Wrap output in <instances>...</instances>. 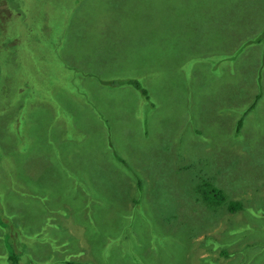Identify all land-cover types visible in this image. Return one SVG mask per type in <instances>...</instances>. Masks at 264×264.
<instances>
[{"label":"rangeland","instance_id":"obj_1","mask_svg":"<svg viewBox=\"0 0 264 264\" xmlns=\"http://www.w3.org/2000/svg\"><path fill=\"white\" fill-rule=\"evenodd\" d=\"M76 5L64 19L47 18L46 8L47 19L23 36L26 26L10 23V52L0 39V219L14 223L0 222V264H11L15 248L36 261L13 252L18 264H41L43 255V264H226L222 247L235 254L258 241L264 250L263 231L241 234L264 223L251 217L252 204L264 209V0ZM99 51L113 59L109 87L92 74L105 68ZM136 72L160 105L119 86ZM24 152V166L23 155L4 160ZM32 154L44 157L35 172L52 169L54 186L29 205V191H11L8 181L32 173ZM212 187L237 210L219 207ZM38 228L48 238H36ZM250 248L246 257L257 260Z\"/></svg>","mask_w":264,"mask_h":264},{"label":"trees","instance_id":"obj_2","mask_svg":"<svg viewBox=\"0 0 264 264\" xmlns=\"http://www.w3.org/2000/svg\"><path fill=\"white\" fill-rule=\"evenodd\" d=\"M77 1L78 0H0V4L4 3V2L7 3V4L6 3H4V4L6 5V10L9 11V14L6 16L5 13L2 12V11H6V10L0 8V10H1L0 11V18L2 21V23L0 25V39H6L7 40V43L5 44V45H7V47L5 49H3V51L5 53L12 51V48L10 47V44H9L11 38L9 37V34H8V27H9L10 23L18 22L20 25H25L26 26L25 31H21L18 29L19 32L22 33L21 36H23V35L30 33L29 31H30L31 27L34 26V24L36 23V20L47 19V18H51V19L62 18V19H64L68 13L75 14V12L77 11V5H76ZM46 8L49 11V15L47 18H44L43 14H44V10ZM111 9H114V8L111 7ZM34 10H37V11L34 12ZM77 18H79L78 15H77ZM111 18L115 19L116 16L111 17ZM140 29H141V31H143L142 26H140ZM258 37H260V34L257 35V38ZM97 39H98V37L95 39V41H97ZM102 39H103V37H101L99 39V41H101ZM252 41H254V40H249V42H252ZM143 44H145V41H143L142 45ZM242 47H244V44H242L238 49H241ZM87 52L88 51L86 50V53ZM99 52H100L99 55L101 56L102 61H106L104 64L105 68H103L102 64L96 68V66L99 64L98 63L96 66H94V68L92 70V74H93V76H95L99 80H101L105 87H109L110 84H113V80L110 78L111 76L107 72L108 71L107 69L114 66L113 62L110 61V60L113 61V59H112V57L107 55L105 52H101V51H99ZM235 55H236V51H234L232 53V55H229V56L234 57ZM100 71L105 72V73H103L102 77L99 75ZM118 82L120 83L119 86H125L126 87V86L130 85L132 87L133 92L135 94V97L137 99L143 100V101L148 99L150 101V103H149L150 105H153V106L154 105H160L158 97L153 98L151 95V89H150L151 87L149 85V82L147 80H145L139 73H137V72L133 73L127 79H123V80H120ZM250 84H252V81ZM257 84L259 86L260 81ZM260 95H261L260 92L256 91L254 93V95H253L254 98L248 104L247 110L252 109L254 107V105H255V103L258 100ZM143 106H144V112L143 113L146 115V117H148L151 109H148V107H147L148 103H145ZM193 111L195 112V108L193 109ZM139 116H141V115H139ZM243 117H244V113L242 114V116L240 118H238V120L233 121L232 130H234L236 132L241 130L242 124H243V122H242ZM194 130L197 131L198 127L197 128L194 127ZM29 154L30 153H28V152H24V153H20V154H10V156L5 158L4 160L14 158V156H16V155H23L24 158L20 161V164L22 166H24L23 162H24V160L27 159V157H29ZM31 156L33 158H36V159H31V160H33L32 165H31V163H29V166L31 167L32 173L29 172L27 174L20 176L19 180H15L14 184L8 181L9 188L11 191H13L14 189L18 190V191H22V190L29 191L28 195L31 197L29 199V201L27 200L29 205L36 203L40 199H44V198H42L43 196L41 195V193L44 192V189H46L47 186H54V182H53V179L51 177V170L52 169L46 170L44 172H42V171L35 172V169L37 168V163H40L41 161L45 163L44 157L42 155H39V154H32ZM58 164L62 165L60 162H58ZM47 168H49V167H47ZM10 176L8 175V179ZM62 176L63 175L58 173V177H62ZM32 182L37 184V187H34L31 184ZM211 185L212 184H210V186ZM54 190H55V188H54ZM209 192H211V194L214 196L215 195L218 196L217 203L219 204V207H222V206L224 207L226 205L227 208H225V209L228 212H233V211L237 210L236 205H235L236 203L234 202L235 200H231V201L226 202V199H224L225 195L223 194V191H218L217 188L212 187L211 191L209 190ZM0 193H2L3 195L5 194L3 192H0ZM22 202H24V200H22ZM263 202H264V200H263ZM241 203H242V201H241ZM246 206H244V207H246ZM252 206H253L254 211H252L251 217H256V218L261 217V216L264 217V209L263 208L259 209V210H261V211H259V210H256L259 208V207H257V205L252 204ZM49 208H51L55 211L57 209H58V211H61L56 205L50 206ZM176 211H177V208H175L171 212V214H174ZM47 212H48V210L45 213H47ZM165 214L167 215L166 212H165ZM27 215H29V214H27ZM2 219L3 220L0 219V222L3 224L5 222L8 227H11L12 225H14L12 219L9 223H7L8 217H2ZM247 219H248V217H247L246 213L244 212V220H247ZM38 221L41 224V227L44 228L45 217L43 216V218H41V219L38 218ZM52 224H55V223H51V225ZM92 226H95V225H92ZM262 231L264 233V223L258 224L257 227H255V225L253 223H251L250 226L245 225L241 234H242V238L246 237L247 240H249V239L253 240L252 236L256 237V234L258 232L262 233ZM85 232L86 233L88 232V228L85 230ZM45 233L46 232L42 231L41 228H38L37 233H36L37 234L36 238H39L41 240H45L46 238H48L47 233L46 234ZM233 233H235V232H233ZM70 239H75V236H70ZM251 245L253 246V248H250ZM261 246L262 245L258 241H253L252 243L244 242V245L242 246V247H244V249H243L244 252L242 250L238 251V253L235 252L236 258L239 257L238 254H244L245 255L246 250L248 248H250L252 250L257 249V253H259V257H255V258H257V260L253 259L254 261H252L248 264H260V263L264 264V250L260 249ZM79 251L80 250L76 251V253H78ZM13 252H15L16 254H20V255L25 253L31 262H36L35 260H33L29 257L27 252H25L24 250H19V249L16 250V248H15V250H10L9 254H8V257L10 258L11 264H18V260L16 259V256ZM223 252L228 253L226 250H224ZM50 255L51 254H49V257H50ZM46 258L47 257L45 255H43V256H41L40 260L44 261V260H46ZM258 258L263 259V261L258 260ZM80 260L81 259H78V258L64 259V262L67 264H85ZM42 261H41V264H43ZM19 262L21 263V260H19ZM50 264H53V263H51V261H50Z\"/></svg>","mask_w":264,"mask_h":264},{"label":"crops","instance_id":"obj_3","mask_svg":"<svg viewBox=\"0 0 264 264\" xmlns=\"http://www.w3.org/2000/svg\"><path fill=\"white\" fill-rule=\"evenodd\" d=\"M234 248V247H233ZM234 249H236L237 250V252L238 251H241V250H243L244 249V247H242V246H239V247H237V248H234ZM231 254H233V255H227V257H226V260L227 261H229V262H236V263H239V264H248V263H250V262H252L253 261V259H251L250 260V258H247L246 257V255H244V254H240V255H244L245 257H246V261L245 260H242V261H238L237 260V258H236V255L234 254V253H231ZM232 260V261H231ZM227 261H224L223 263H226L227 264ZM245 261V262H244ZM244 262V263H243Z\"/></svg>","mask_w":264,"mask_h":264},{"label":"clouds","instance_id":"obj_4","mask_svg":"<svg viewBox=\"0 0 264 264\" xmlns=\"http://www.w3.org/2000/svg\"><path fill=\"white\" fill-rule=\"evenodd\" d=\"M225 248H226V247H222V249L220 250V252H221V251L223 252L224 250H226ZM228 254H229V255H233V254H231V253H229V252L226 253V255H228Z\"/></svg>","mask_w":264,"mask_h":264}]
</instances>
